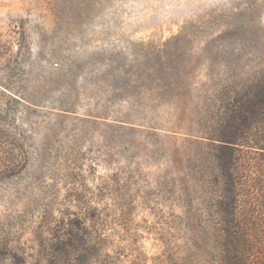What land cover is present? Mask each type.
Listing matches in <instances>:
<instances>
[{
    "label": "rangeland",
    "instance_id": "obj_1",
    "mask_svg": "<svg viewBox=\"0 0 264 264\" xmlns=\"http://www.w3.org/2000/svg\"><path fill=\"white\" fill-rule=\"evenodd\" d=\"M262 84L264 0H0V264H264Z\"/></svg>",
    "mask_w": 264,
    "mask_h": 264
},
{
    "label": "trees",
    "instance_id": "obj_2",
    "mask_svg": "<svg viewBox=\"0 0 264 264\" xmlns=\"http://www.w3.org/2000/svg\"><path fill=\"white\" fill-rule=\"evenodd\" d=\"M258 90V93H256L252 101H246L245 96H242L238 102V105L230 110L233 113V118L231 119L229 126L236 130L234 135L238 137V140L244 138L245 131L251 129L252 127L256 129L255 125L264 122V84H262ZM224 142L235 144L229 140ZM259 149L264 150V146L259 147ZM227 150L222 151L217 156L216 165L220 175L227 180V184L222 186L225 193H230L227 200L228 202L226 204H229L230 207H236L239 201L235 192L231 191V189L234 187V185L231 183L233 181L234 175L236 174L237 159L235 152L232 150L230 151L229 149Z\"/></svg>",
    "mask_w": 264,
    "mask_h": 264
}]
</instances>
